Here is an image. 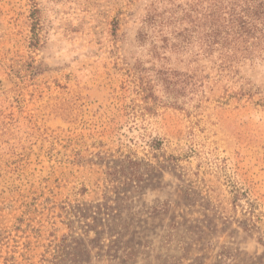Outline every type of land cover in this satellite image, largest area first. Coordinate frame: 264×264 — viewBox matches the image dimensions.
Instances as JSON below:
<instances>
[{
  "label": "rangeland",
  "instance_id": "1",
  "mask_svg": "<svg viewBox=\"0 0 264 264\" xmlns=\"http://www.w3.org/2000/svg\"><path fill=\"white\" fill-rule=\"evenodd\" d=\"M213 0H0V264H264V54L192 37Z\"/></svg>",
  "mask_w": 264,
  "mask_h": 264
},
{
  "label": "trees",
  "instance_id": "2",
  "mask_svg": "<svg viewBox=\"0 0 264 264\" xmlns=\"http://www.w3.org/2000/svg\"><path fill=\"white\" fill-rule=\"evenodd\" d=\"M192 24V37L204 52H217L224 68L264 54V0H213Z\"/></svg>",
  "mask_w": 264,
  "mask_h": 264
}]
</instances>
